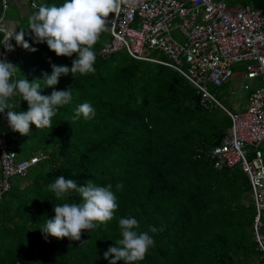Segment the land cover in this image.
I'll return each instance as SVG.
<instances>
[{
  "label": "trees",
  "instance_id": "16d2710c",
  "mask_svg": "<svg viewBox=\"0 0 264 264\" xmlns=\"http://www.w3.org/2000/svg\"><path fill=\"white\" fill-rule=\"evenodd\" d=\"M248 4L264 10V0ZM26 5L29 12L20 16L9 3L6 15L17 16L15 31H23L29 49H36L17 44L10 56L31 82L50 75L52 65L70 68L76 56H57L46 43L34 42L26 28L36 9ZM109 26L93 46L94 72L61 75L54 88L42 89V95H50L71 88L72 100L58 107L52 128L30 125V133L21 136L7 127L17 153L15 144L22 140L20 158L38 153L35 148L46 157L0 199V264H109L112 257L106 260L103 254L122 238L119 220L128 217L154 240L136 264H264L252 229L255 207L246 174L238 166L215 169L207 156L230 117L220 107L204 108L197 89L167 66L133 59L124 50L102 57L99 51L111 39ZM84 102L95 116L73 119ZM27 107L20 101L17 110ZM3 122L6 113L0 116V133ZM60 176L78 185L89 180L111 185L117 203L113 219L82 231L79 241L42 234L46 219L55 215L54 205L81 202L78 193L61 201L49 191ZM149 226L162 230L152 233Z\"/></svg>",
  "mask_w": 264,
  "mask_h": 264
},
{
  "label": "built area",
  "instance_id": "2783aa9c",
  "mask_svg": "<svg viewBox=\"0 0 264 264\" xmlns=\"http://www.w3.org/2000/svg\"><path fill=\"white\" fill-rule=\"evenodd\" d=\"M12 0H0V57L12 63L16 50L11 21L5 18ZM36 9L38 0H23ZM111 39L100 49L107 57L124 50L136 60L158 63L179 72L200 95L206 108L220 107L230 117L220 142L207 152L212 167L238 166L250 184V198L255 207L254 238L264 261V16L252 4L229 5L225 0H121L109 18ZM16 27V24H15ZM14 28V26L12 27ZM178 29L182 41L171 35ZM12 35L7 42L8 37ZM6 42V43H5ZM10 45L12 50L6 47ZM159 51L149 55L150 51ZM160 52L167 60L159 58ZM243 66L248 90L247 107L231 111L209 90L220 87L234 75V66ZM4 113H0V116ZM0 133V199L12 187L10 178L25 177L46 157L38 153L20 158L8 138L7 126Z\"/></svg>",
  "mask_w": 264,
  "mask_h": 264
},
{
  "label": "clouds",
  "instance_id": "9594fccd",
  "mask_svg": "<svg viewBox=\"0 0 264 264\" xmlns=\"http://www.w3.org/2000/svg\"><path fill=\"white\" fill-rule=\"evenodd\" d=\"M121 0H63V3L41 4L36 7L27 20V28L35 43H46L48 49L57 56L76 58L71 67L52 65L51 74H42L43 79L29 82L19 74L17 65L0 57V113H6L7 127L27 136L30 125L36 129L52 128V118L60 106L67 105L72 100L71 88L68 90H53L50 95H42L43 88H54L61 75L69 73L88 74L95 71L96 52L93 46L99 40L101 33L108 30L109 14L119 9ZM12 38L8 37L6 42ZM14 39L25 49L29 45L24 41L23 31ZM5 42V43H6ZM9 51L10 45L6 44ZM35 51L36 49H29ZM17 74L20 79H13ZM19 98V99H17ZM20 101L27 103V111H18ZM83 116L90 119L95 116V109L88 102L80 104L73 116L79 119ZM19 156V155H18ZM122 187V185H117ZM50 192L57 200H65L71 193H78L81 202H64L54 205L53 218L46 219L42 234L56 239L68 238L73 241L81 239L82 231L93 230L97 224L113 219L117 209L116 196L111 191V185L98 186L91 180L84 185H78L73 179L57 177L48 185ZM121 239L115 246L109 247L103 254L109 264H136L142 261L149 248L154 245L148 232H138L139 222L128 217L119 220ZM149 226V231H161ZM86 242V241H85Z\"/></svg>",
  "mask_w": 264,
  "mask_h": 264
},
{
  "label": "rangeland",
  "instance_id": "374dc122",
  "mask_svg": "<svg viewBox=\"0 0 264 264\" xmlns=\"http://www.w3.org/2000/svg\"><path fill=\"white\" fill-rule=\"evenodd\" d=\"M229 5H234V4H245V3H251V0H225ZM10 4L15 5L16 7H19V11L22 13V15L27 14L29 12V8L27 5H25V3H23L21 0H12V3L10 2ZM7 12V11H6ZM20 15V13H19ZM21 16V15H20ZM17 16L14 15L13 18H10L9 16H7L5 14V18L6 19H10L11 21V25L12 27L14 26V29H16L15 24L18 23V20H16ZM9 28L14 31V29L12 27H10V25L8 24ZM20 33V31H19ZM15 35V34H14ZM171 35L173 37H175L178 41H182V37L179 34V30L178 29H171ZM16 42V40H15ZM157 52L159 51H150L149 55H155ZM160 59L163 60H167V57L160 52L159 55ZM242 67L243 66H234V75L232 76L231 80L229 82H227L226 84L220 86V87H216L213 86L211 84H209L208 88L209 90L214 94V96L228 109H230L231 111H235V112H240L242 110H244L247 107L248 104V90H245L243 88V84L248 82L250 83L251 81L244 78L243 77V72H242ZM22 140L18 139V141L15 144V148L17 150H19V157H23V155L21 154V151L24 150L22 148ZM12 146H14L12 144ZM260 149L263 151V158H264V144H262L260 146ZM41 148H35L32 150V152H37V151H41ZM25 154V153H24ZM26 156V155H25ZM25 181V177H19V176H14L10 178V182L12 184H22ZM262 221L264 222V210H262Z\"/></svg>",
  "mask_w": 264,
  "mask_h": 264
},
{
  "label": "crops",
  "instance_id": "0c3cea01",
  "mask_svg": "<svg viewBox=\"0 0 264 264\" xmlns=\"http://www.w3.org/2000/svg\"><path fill=\"white\" fill-rule=\"evenodd\" d=\"M23 3H25V1H23V0H21ZM11 3H12V1H11ZM27 3H25V5H26ZM15 6V5H14ZM16 7V6H15ZM17 9H19V7H16ZM19 11V10H18ZM19 13H20V15H22V13L19 11ZM10 20V19H9ZM17 20V19H16ZM14 29V28H13ZM13 33L16 35L17 34V32L15 31V29H14V31H13Z\"/></svg>",
  "mask_w": 264,
  "mask_h": 264
},
{
  "label": "water",
  "instance_id": "95a60500",
  "mask_svg": "<svg viewBox=\"0 0 264 264\" xmlns=\"http://www.w3.org/2000/svg\"><path fill=\"white\" fill-rule=\"evenodd\" d=\"M261 12H262V16H264V10L261 9Z\"/></svg>",
  "mask_w": 264,
  "mask_h": 264
},
{
  "label": "bare ground",
  "instance_id": "6f19581e",
  "mask_svg": "<svg viewBox=\"0 0 264 264\" xmlns=\"http://www.w3.org/2000/svg\"><path fill=\"white\" fill-rule=\"evenodd\" d=\"M9 27V26H8ZM10 29V28H9Z\"/></svg>",
  "mask_w": 264,
  "mask_h": 264
}]
</instances>
